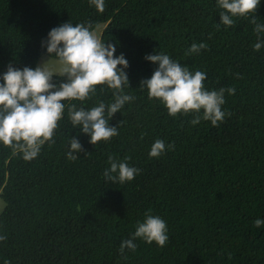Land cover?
Returning <instances> with one entry per match:
<instances>
[{
  "label": "trees",
  "instance_id": "obj_1",
  "mask_svg": "<svg viewBox=\"0 0 264 264\" xmlns=\"http://www.w3.org/2000/svg\"><path fill=\"white\" fill-rule=\"evenodd\" d=\"M215 0H105L103 12L88 0H0V72L8 63L35 67L45 50L41 40L67 20L103 25L101 38L119 42L135 100L109 121L118 135L89 143L67 117L55 130L54 143L25 161L0 145V264H264V47L254 51L253 25L236 18L219 22ZM255 15L264 21V0ZM205 42L200 53L186 55L193 42ZM207 73L208 89L225 92L229 113L213 126L191 114L171 116L149 99L140 81L156 65L144 59L153 50ZM114 54V55H115ZM103 87V91L99 89ZM85 101L91 107L112 100V90L97 86ZM83 151L70 160L71 136ZM156 138L174 148L148 156ZM109 154L141 171L131 181H105ZM161 216L169 241L159 247L137 238L135 251H119L146 212Z\"/></svg>",
  "mask_w": 264,
  "mask_h": 264
},
{
  "label": "clouds",
  "instance_id": "obj_2",
  "mask_svg": "<svg viewBox=\"0 0 264 264\" xmlns=\"http://www.w3.org/2000/svg\"><path fill=\"white\" fill-rule=\"evenodd\" d=\"M98 12H103L105 0H88ZM261 0H215L219 10V22L225 27L233 26L236 18H248L256 34L254 51L264 47V21L255 15ZM104 26L102 25V30ZM102 34V31H101ZM101 34L89 21L72 23L67 20L52 27L46 38L41 40L45 50L41 61L35 66L16 67L6 65L0 72V145L9 146L14 153H19L23 160L29 161L38 156L41 147L48 142L54 143L58 121L67 109V117L78 134L87 136L92 145L107 142L117 136L118 127L110 125L114 114L135 100V96L126 92L130 88L126 72L128 60L124 53H116L119 46L101 38ZM208 45L201 41L193 42L185 54H199ZM115 54V55H114ZM144 59L156 65L149 78L140 81L139 88L146 89L149 99H157L171 116L191 114V125L201 120L210 121L213 126L229 115L222 108L225 104V92L235 93L234 87L208 89L205 87L207 73L199 69H190L187 65L173 59L163 51L153 50L145 54ZM106 86L112 90V100H99L91 107L78 106L66 101H85L98 91L97 86ZM103 91V87L99 89ZM174 144L156 138L150 145L148 156H162ZM83 147L77 136L68 141L65 153L70 160L77 159ZM130 157L120 158L109 154L103 170L105 181L121 184L131 181L141 171L129 163ZM254 226H264V218H256ZM134 231L123 239L119 251H135L137 238L145 243H155L163 247L169 241L167 222L151 210L142 220H137ZM7 239V234L0 232V242Z\"/></svg>",
  "mask_w": 264,
  "mask_h": 264
},
{
  "label": "rangeland",
  "instance_id": "obj_3",
  "mask_svg": "<svg viewBox=\"0 0 264 264\" xmlns=\"http://www.w3.org/2000/svg\"><path fill=\"white\" fill-rule=\"evenodd\" d=\"M96 29H97L98 32L101 34V31H102V25L97 26ZM42 58H46V57H45V56H41L40 59H39V61H38V63L41 61ZM38 63H37V64H38ZM4 205H5V204H4L3 200L0 198V213L3 211V209H4Z\"/></svg>",
  "mask_w": 264,
  "mask_h": 264
}]
</instances>
